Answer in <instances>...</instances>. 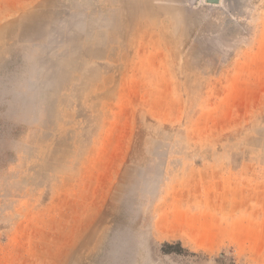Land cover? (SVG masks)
Wrapping results in <instances>:
<instances>
[{"label": "rangeland", "instance_id": "1", "mask_svg": "<svg viewBox=\"0 0 264 264\" xmlns=\"http://www.w3.org/2000/svg\"><path fill=\"white\" fill-rule=\"evenodd\" d=\"M0 264H264V0H0Z\"/></svg>", "mask_w": 264, "mask_h": 264}, {"label": "trees", "instance_id": "2", "mask_svg": "<svg viewBox=\"0 0 264 264\" xmlns=\"http://www.w3.org/2000/svg\"><path fill=\"white\" fill-rule=\"evenodd\" d=\"M164 249L168 254L180 253L182 251L180 245H166Z\"/></svg>", "mask_w": 264, "mask_h": 264}, {"label": "water", "instance_id": "3", "mask_svg": "<svg viewBox=\"0 0 264 264\" xmlns=\"http://www.w3.org/2000/svg\"><path fill=\"white\" fill-rule=\"evenodd\" d=\"M206 2L208 4H211V5H219L220 4V0H206Z\"/></svg>", "mask_w": 264, "mask_h": 264}]
</instances>
